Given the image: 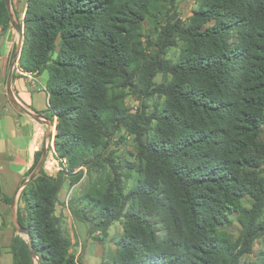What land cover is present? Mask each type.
Instances as JSON below:
<instances>
[{
    "label": "trees",
    "instance_id": "obj_1",
    "mask_svg": "<svg viewBox=\"0 0 264 264\" xmlns=\"http://www.w3.org/2000/svg\"><path fill=\"white\" fill-rule=\"evenodd\" d=\"M146 19L156 24L155 39L144 37ZM9 20L0 0V22ZM19 26V67L48 74L56 158L66 160V170L85 166L100 174L68 203L72 214L89 232L123 220L119 249L103 264H240V252L264 235V177L257 171L264 0H200L187 25L177 17L175 0H27ZM179 42L180 56L172 62L166 50ZM158 73L170 79L156 83ZM123 89L163 102L131 112L122 103ZM120 129L137 141V161L126 167L135 181L127 190L110 149ZM41 154L35 153L27 175ZM64 170L49 175L42 167L20 193L26 215L18 221L37 264H80L55 214L63 185L73 182ZM244 196L249 208L241 204ZM233 213L242 226L240 251L220 229ZM11 248L14 264L34 263L21 237ZM257 264H264V252Z\"/></svg>",
    "mask_w": 264,
    "mask_h": 264
},
{
    "label": "crops",
    "instance_id": "obj_2",
    "mask_svg": "<svg viewBox=\"0 0 264 264\" xmlns=\"http://www.w3.org/2000/svg\"><path fill=\"white\" fill-rule=\"evenodd\" d=\"M26 1L8 0V8L4 0L8 14L10 11L14 20L22 21ZM13 30L15 29L10 20L6 26L0 22V192L2 196L0 199V264H14L11 243L15 236L27 241L26 234L18 232L11 223V206H14L15 217L19 223L18 216L26 215L20 193L24 182L29 178L27 173L34 163L35 153L47 147L46 133L49 129L50 143H52L54 135L52 128L56 126V118L49 111V97L46 89L47 72L34 74L23 71L18 65V56L12 68V95L22 107L38 115V118L35 119L15 107L8 99L6 80L20 39L19 35L17 37L13 35ZM53 151V148L47 147L43 165V170L49 175H55L57 171V168L53 169L54 163L51 161L54 158ZM54 161H56L55 158ZM70 192L71 189L65 188L64 184L58 195L56 205H60L63 210L69 209Z\"/></svg>",
    "mask_w": 264,
    "mask_h": 264
},
{
    "label": "rangeland",
    "instance_id": "obj_3",
    "mask_svg": "<svg viewBox=\"0 0 264 264\" xmlns=\"http://www.w3.org/2000/svg\"><path fill=\"white\" fill-rule=\"evenodd\" d=\"M200 4V0H175V12L177 17L181 19L184 25L189 24L190 17L194 10L198 9ZM159 10H163V5L158 6ZM15 23L22 24V21H16ZM19 25V24H18ZM14 27V26H13ZM20 27V26H19ZM15 30L14 36H18L19 33L17 29ZM21 29V46L20 50L17 54L18 58L21 52V47L23 45V28ZM156 24L152 20H144L143 30L144 37L147 35L152 39H155V31ZM180 43L176 46L169 47L166 50L165 57L170 59L172 62L178 60L180 56ZM19 42L17 43V45ZM16 45V47H17ZM146 45V43H145ZM18 61V59H17ZM170 76L162 73L156 74L154 77V81L159 83L163 80H169ZM121 98L123 105L131 112H135L136 110L146 109L148 112L154 105H161L163 102V98L159 96H153L152 98H142L139 94L128 90H121ZM57 123V120H56ZM52 132L56 133V126L52 128ZM53 135V136H54ZM51 135L48 138L47 147L49 149H54V137L51 142ZM259 137L263 142V152L260 156V166L257 171H259V175L264 177V124L260 128ZM136 146L137 141L134 135L128 133L124 129H120L113 134L112 141H110V149L113 150L114 156L116 157V161L120 162L121 172L124 177L122 178V186L127 190L135 181L134 173L130 175L127 174L126 167L129 163H136ZM54 158L51 159L53 161V169L57 168L61 170L62 167L65 169L64 172L72 175L73 182L66 181L65 188L68 187L71 189L70 196L68 198V203H71V200L80 198L85 191L91 189L93 184L99 180L100 174L95 171V169L89 170L85 166L76 167L74 171L66 170L67 162L64 159L62 161L56 158V155L53 151ZM40 160V159H39ZM52 166V165H51ZM52 166V167H53ZM57 171L55 173H57ZM72 181V180H71ZM241 204L244 207L249 208L251 206V199L248 196H244L241 199ZM69 205V204H68ZM79 205V204H77ZM57 207V208H56ZM56 209L58 213L56 214ZM55 214L61 218V227L63 232L68 235L71 241V245L69 251L75 256L77 261L80 264H103L106 263L110 258H112L118 251V240L123 233V220L114 221L110 224V226L102 231V230H93L89 232V226L87 223L78 220L71 212L70 208L68 210H63L60 205L55 206ZM260 218H264V208L262 209V213ZM222 231H224L228 240L236 245L237 250H241L242 245V226L237 219V214L233 213L231 215V220L228 225L220 227ZM264 252V235H260L256 237L250 247L249 251L242 250L239 256L240 264H257L259 256ZM37 264V263H34Z\"/></svg>",
    "mask_w": 264,
    "mask_h": 264
},
{
    "label": "water",
    "instance_id": "obj_4",
    "mask_svg": "<svg viewBox=\"0 0 264 264\" xmlns=\"http://www.w3.org/2000/svg\"><path fill=\"white\" fill-rule=\"evenodd\" d=\"M6 1V5L7 7L9 8V4H8V0H5ZM9 17H10V21H11V24L17 29L18 33H19V44L17 45V47L15 48V51H14V54H13V57H12V61H11V67H10V70L8 72V75H7V80H6V84H7V95H8V99L9 101L15 106V107H18L19 109L25 111L27 114H29L31 117L37 119L38 118V115L34 114V113H31L30 111L26 110L24 107H22L16 100L15 98L13 97L12 95V91H11V77H12V68L16 62V59H17V54L20 50V46H21V29L19 27V25L17 23H15L14 19H13V16L11 14V12L9 11ZM50 130V129H49ZM49 130L47 131L46 133V138L48 139L49 138V135H50V132ZM46 155H47V147H44L42 149V154H41V157H40V160L38 162V164L36 165V167L34 168V170L32 171V173L29 175V178L27 181L24 182V185L30 181L31 179H33L38 173L39 171L42 169L44 163H45V160H46ZM10 217H11V223L13 225V227L18 231V232H21V233H25L26 236H27V242H28V248H29V252H30V255L32 256V259H33V262L34 263H38V257L35 255L34 253V250H33V247H32V244H31V238L27 232V230L21 226L17 220H16V217H15V213H14V206L12 205L11 206V212H10ZM33 263V264H34Z\"/></svg>",
    "mask_w": 264,
    "mask_h": 264
},
{
    "label": "built area",
    "instance_id": "obj_5",
    "mask_svg": "<svg viewBox=\"0 0 264 264\" xmlns=\"http://www.w3.org/2000/svg\"><path fill=\"white\" fill-rule=\"evenodd\" d=\"M64 161H65V159H64Z\"/></svg>",
    "mask_w": 264,
    "mask_h": 264
}]
</instances>
